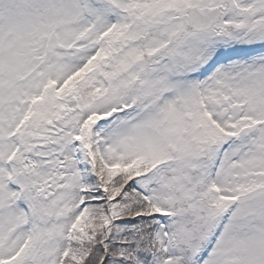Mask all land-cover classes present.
<instances>
[{
  "label": "snow or ice",
  "instance_id": "snow-or-ice-1",
  "mask_svg": "<svg viewBox=\"0 0 264 264\" xmlns=\"http://www.w3.org/2000/svg\"><path fill=\"white\" fill-rule=\"evenodd\" d=\"M0 264H264V0H0Z\"/></svg>",
  "mask_w": 264,
  "mask_h": 264
}]
</instances>
